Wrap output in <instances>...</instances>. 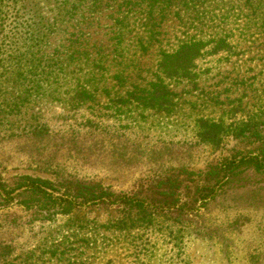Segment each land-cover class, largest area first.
<instances>
[{"label":"rangeland","instance_id":"374dc122","mask_svg":"<svg viewBox=\"0 0 264 264\" xmlns=\"http://www.w3.org/2000/svg\"><path fill=\"white\" fill-rule=\"evenodd\" d=\"M24 1L23 8H6L7 21L0 25V182L16 196L24 188H16L21 175L49 178L57 170L144 199L146 215H132L124 228L115 223L126 219L119 204H76L51 216L21 208L16 198L8 205L0 199V264H264V172L242 168L213 194L207 189L219 160L256 154L264 144L237 140L232 132L247 124L264 136V37L240 40L239 53L216 61L196 87L175 88L176 106L166 114L146 110L142 120L133 113L120 121L105 116L111 131L130 138L116 140L77 132L95 115L65 107L49 89L63 30L37 38L13 21L50 18L62 0ZM109 12L88 28L81 23L69 31L84 27L91 41L104 43ZM84 15L94 18L89 11ZM232 20L226 28L235 26ZM165 24L172 44L176 24ZM202 117L218 123L215 129L227 137L219 140L218 134L213 143L197 137Z\"/></svg>","mask_w":264,"mask_h":264},{"label":"trees","instance_id":"16d2710c","mask_svg":"<svg viewBox=\"0 0 264 264\" xmlns=\"http://www.w3.org/2000/svg\"><path fill=\"white\" fill-rule=\"evenodd\" d=\"M22 1L0 0V25L7 21L8 8L16 3L23 8L25 1L24 4ZM55 8L50 18L35 16V22L27 23L16 17L13 21L27 26L28 31L24 33L35 34L37 38L63 30L64 40L56 45L59 50L56 57L61 60L57 62L55 58L50 63L49 89L59 95L55 99L65 107L89 108L95 115L93 119L84 120L82 129L85 131L77 132H95L96 136L108 135L116 140L130 138L122 131H111L109 125L104 124L105 116L120 121L131 119L133 113L142 120L146 110L166 114L176 106L172 98L175 88L182 84L196 87L205 73L216 68L213 66L216 61L228 60L239 53L240 40L255 35L264 37V0H62ZM109 9L112 22L103 33L108 40L96 44V40L91 41L90 32L83 30L92 26L91 20H97L99 14ZM87 10L94 18L89 20L84 15ZM231 16L235 28H226ZM166 22L176 24L171 27L175 39L172 44L168 42L171 32ZM81 23H85L86 28L69 31L71 26L75 29ZM96 24L100 25L99 22ZM251 28H254L252 32ZM165 40L167 47L163 43ZM36 85L40 90L42 81H36ZM42 90L38 94L43 93ZM62 93L68 96L67 99L61 96ZM97 105L100 107L96 112ZM246 125L235 133L232 131L233 137L264 143V136L258 138L260 135ZM216 126L218 123L210 117H202L195 127L196 136L201 138L202 135L213 143L220 133ZM224 132L219 134V140L227 137ZM248 167L264 172V144L256 154L237 157L234 154L229 159L219 160L213 168L208 193L213 194L216 185L220 188L237 170ZM7 187L0 182L3 205L16 198V204L21 208L51 216L69 213L76 204L105 207L119 204L124 207L126 219L115 223L127 228L129 217L146 215L144 199L115 194L108 186L64 175L57 170L49 178L21 175L16 188H24L16 196H11L14 188L8 190Z\"/></svg>","mask_w":264,"mask_h":264}]
</instances>
